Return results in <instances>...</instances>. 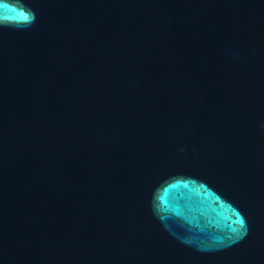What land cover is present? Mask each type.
Here are the masks:
<instances>
[{
	"label": "water",
	"instance_id": "obj_1",
	"mask_svg": "<svg viewBox=\"0 0 264 264\" xmlns=\"http://www.w3.org/2000/svg\"><path fill=\"white\" fill-rule=\"evenodd\" d=\"M0 264H264V0H0Z\"/></svg>",
	"mask_w": 264,
	"mask_h": 264
}]
</instances>
